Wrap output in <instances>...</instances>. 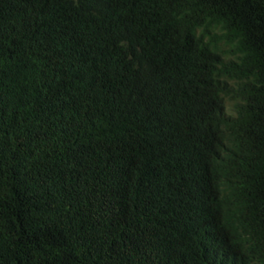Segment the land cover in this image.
I'll return each mask as SVG.
<instances>
[{
	"label": "trees",
	"instance_id": "16d2710c",
	"mask_svg": "<svg viewBox=\"0 0 264 264\" xmlns=\"http://www.w3.org/2000/svg\"><path fill=\"white\" fill-rule=\"evenodd\" d=\"M0 264H264V0H0Z\"/></svg>",
	"mask_w": 264,
	"mask_h": 264
}]
</instances>
